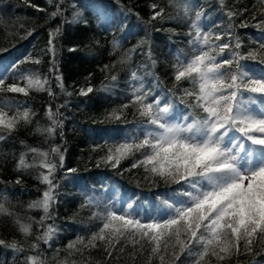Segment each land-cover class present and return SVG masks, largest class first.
Wrapping results in <instances>:
<instances>
[{"label": "snow or ice", "instance_id": "snow-or-ice-1", "mask_svg": "<svg viewBox=\"0 0 264 264\" xmlns=\"http://www.w3.org/2000/svg\"><path fill=\"white\" fill-rule=\"evenodd\" d=\"M25 2L37 11H46L45 8L29 3V0ZM64 2L65 0H47L49 6L55 5V9L48 14L49 18L60 16L63 19L60 26L50 30L46 51L51 56L50 71L55 70L57 73V86L62 93L72 96V92L65 90L59 74L55 40L61 34L64 23H82L86 26L87 21L79 19V12L74 14L72 20L64 17V9L61 7ZM172 2L173 0H169V3ZM114 3L120 6L125 16L135 15L146 30L157 18L161 21L171 18L166 17L165 8L156 3L150 6L152 14L147 21L132 8L125 7L122 0H114ZM218 5L229 22L226 27L231 30L233 17L237 13L227 8L226 0H218ZM157 8L159 11H156ZM182 8L184 16L190 18L187 35L190 37L188 44L193 51L190 57L177 55V62L172 65L173 88L168 90V99L164 103H161L163 97L156 96L152 88H145L143 83V75L153 76L155 87L163 83L154 72L157 61L153 58L147 36L118 61L104 66L102 70L106 72L105 80L109 83L95 91H109L116 87L118 75L112 69L117 63L130 61L131 53L137 48L143 49L144 45H148L143 54L150 61L151 67L148 64L142 65L148 69L143 75L140 74L139 67L130 71L129 104L122 106V109L134 106L135 114L143 119L142 139L109 148L106 156L97 161V167L104 163L115 168L121 159L140 152L142 159L134 162L131 167H143L152 177H158L165 183L181 185L177 195L185 199L158 198L163 207L157 206L154 212L151 207L134 208L129 202L127 210L121 209L118 212L106 208L103 213H93V216L99 215L102 227L92 234L87 243L82 237L69 242L66 246L69 250L82 252L77 245H83L84 249L102 246L107 260L113 257V251L124 252L123 245L116 248L117 244L124 241L133 246L140 245L135 252L129 253L133 260L136 252L143 254L147 251V264H151L154 257H158L160 264H165V257L169 255L172 264L180 261L182 255L186 259L181 264H207L206 257L223 261L233 255L251 254L257 242L264 245V68L254 69L242 63L250 59L256 60L258 53L255 50L240 51L242 45L239 37L234 45L215 43L222 39L224 33H213L202 28L203 10H196L190 16L193 6L184 3ZM252 19L256 20V17L253 16ZM108 22L112 23L114 19ZM255 26L264 37V19ZM238 27H248V24L241 21ZM155 30L161 31L159 28ZM168 31L174 32L172 29ZM119 46V41L113 39V53ZM260 49L264 50V42L260 43ZM3 51L0 50V53ZM260 55L262 58L259 63L264 64V53ZM23 62L39 64L40 60L29 56L11 65L0 64V94L14 93L27 97L30 90H34L47 91L50 97H54L49 79H42L37 73L23 77L24 86L18 83L6 84L8 74ZM182 81H187L190 87L183 88ZM177 90L182 92L178 97L179 103L189 111L184 112L174 103ZM93 92V87L89 85L81 88L78 95L88 96ZM25 103L15 98L0 99V141L13 137L21 127L32 124L35 112L26 107ZM45 115L51 121L50 125L41 127L37 124L35 131L52 137L59 129V134L63 136L60 109L53 111L49 107ZM106 118L119 119L120 116L111 113ZM20 143L25 145L26 151L19 155L17 172L23 173L36 167L47 169V174L40 172L36 176L47 188L41 198L28 205L30 209L43 210V215L35 222L44 231L36 236L35 242L28 244L26 238L32 234L34 218H21L0 202V216L12 217L18 231L25 237L24 241L13 239L6 242L0 239V245L11 248L17 254L25 251L32 253L24 257V264H47L39 246L41 241L49 244L58 231L54 222H45L55 219L52 209L57 203L58 194L55 190L59 184L54 183V174L58 168L64 167V155L59 147L44 151L26 145L24 141ZM29 153L32 154L31 162L27 159ZM50 154L57 157L58 161L51 159ZM67 171L75 172L76 169ZM9 183L22 185L23 181L18 177ZM91 203L89 199L81 204V208ZM97 241L101 244L98 245ZM142 241H146L147 245ZM169 249H172L170 253ZM63 264H68V261L65 260Z\"/></svg>", "mask_w": 264, "mask_h": 264}, {"label": "trees", "instance_id": "trees-1", "mask_svg": "<svg viewBox=\"0 0 264 264\" xmlns=\"http://www.w3.org/2000/svg\"><path fill=\"white\" fill-rule=\"evenodd\" d=\"M29 3L45 8L46 11L29 7L25 0H0V50H4L0 53V64L11 65L29 56L38 58L39 64L20 63L15 71L8 74L6 84L18 83L24 86L23 77L37 73L42 79H49L55 96L50 97L47 91L34 90H30L27 97L14 93L0 94V99L3 100L15 98L26 102L25 106L35 112L32 124L21 127L13 137L0 141V181H3L0 183V202L21 218H34L32 234L26 238V242H35L36 236L44 231L35 222L39 221L43 210L30 209L28 205L41 198L47 188L46 184L36 178L40 172L47 174V169L36 167L23 173L16 171L19 155L26 151L25 145L20 141L44 151L59 147L64 155V167L58 168L54 174V183L59 184L55 190L58 194L57 203L52 209L55 219L45 222H54L58 231L49 244L41 241L39 246L47 264H63L65 260L68 264H147L148 252H136L133 260L129 253L135 252L140 245L133 246L130 243L125 244L124 241L116 245L117 249L123 245L124 252L113 251V257L107 260L102 246L84 249L83 245H77L82 252L66 248L67 244L76 241L77 237H82L87 243L92 234L99 231L103 222L99 215L93 216V213H103L106 208L118 212L121 209L127 210L129 202L134 208L151 207L154 212L157 206L163 207L158 198L185 199L177 195L181 185L165 183L158 177H152L143 167H131L134 162L142 159L140 152H134L121 159L115 168L104 163L97 167V161L106 156L109 148L142 139L143 119L135 114L134 106L126 109H122V106L129 104L130 71L139 67V72L143 75L148 69L142 65L148 64L151 67L150 61L143 54L148 45L131 53V60L127 63L116 64L112 72L118 75L117 86L109 91H95L109 83L105 80L106 72L102 69L105 65L118 61L147 36L153 58L157 61L154 72L163 83L155 87L156 81L151 75H143V83L145 88L151 87L156 96L163 97L161 103H164L168 99V90L173 88L172 65L177 62V55L190 57L193 51L188 44L190 18L184 16V3L193 6L190 16H193L196 10H203L201 26L205 31L224 33L222 39L215 43L234 45L239 37L242 45L240 51L255 50L258 53L256 60L250 59L242 63L254 69L264 68V64L259 63L262 58L260 53H264V50L260 49L264 37L255 26L264 19V3L262 0H226L227 8L237 13L233 17V27L229 30L226 27L229 22L219 8L218 0H173L172 3H169V0H122L125 7L139 13L144 21L150 18V6L153 3L165 8L164 15L171 18L163 21L157 18L146 30L145 25L135 15L125 16L114 0H65L61 5L64 17L72 20L74 14L79 12V19L87 21L86 26L82 23H64L61 34L55 40L59 74L62 76L65 90L72 92V96L62 93L57 86V73L55 70L50 71L51 56L46 51L50 30L60 26L63 18H49L48 14L55 9V5L49 6L47 0H29ZM156 11H159V8ZM253 16L256 20L252 19ZM110 19H114V22L109 23ZM241 21L247 23L248 27H238ZM156 28L161 31H156ZM169 29L174 32L168 31ZM113 39L120 43L114 53ZM97 41L99 43H96ZM72 48L76 50L70 51ZM89 85L93 87V93L88 96L78 95L81 88ZM182 87L187 88L190 85L187 81H182ZM181 94V90H177L173 100L179 109L187 112L189 109L179 103L178 97ZM61 105L64 107H60ZM49 107L53 111L60 109L59 119L63 121V136L59 134V129L52 137L35 131L37 124L41 127L50 125L51 121L45 115ZM111 113L119 115L120 118H106ZM50 158L58 161V158L51 154ZM27 159L31 162V153ZM73 168L76 169L75 172L67 171ZM146 176L149 178L146 179ZM18 177L22 179V185L9 183ZM89 199L92 203L81 208V204H85ZM0 239L6 242L13 239L24 241L25 237L18 231L13 218L3 215L0 216ZM142 243L147 245L146 241ZM97 244L100 245L101 242L97 241ZM171 251L172 249H169V253ZM28 254L32 253L25 251L17 254L11 248L0 245V264H24V257ZM185 259L182 255L180 261H175V264H181ZM205 260L207 264H264V245L257 242L251 254L233 255L223 261L209 256ZM151 264H160L158 257H154ZM165 264H172L170 255L165 257Z\"/></svg>", "mask_w": 264, "mask_h": 264}, {"label": "bare ground", "instance_id": "bare-ground-1", "mask_svg": "<svg viewBox=\"0 0 264 264\" xmlns=\"http://www.w3.org/2000/svg\"><path fill=\"white\" fill-rule=\"evenodd\" d=\"M118 9H119V7H118Z\"/></svg>", "mask_w": 264, "mask_h": 264}]
</instances>
